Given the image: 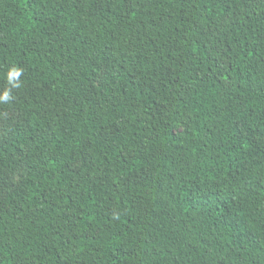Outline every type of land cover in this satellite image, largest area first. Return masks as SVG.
Segmentation results:
<instances>
[{"label": "trees", "instance_id": "16d2710c", "mask_svg": "<svg viewBox=\"0 0 264 264\" xmlns=\"http://www.w3.org/2000/svg\"><path fill=\"white\" fill-rule=\"evenodd\" d=\"M13 67L0 264H264V0H0Z\"/></svg>", "mask_w": 264, "mask_h": 264}, {"label": "rangeland", "instance_id": "374dc122", "mask_svg": "<svg viewBox=\"0 0 264 264\" xmlns=\"http://www.w3.org/2000/svg\"><path fill=\"white\" fill-rule=\"evenodd\" d=\"M30 89H26L23 87L12 89L14 96L26 103L29 99V95L26 92H29ZM14 101L8 104H0V132L4 133L6 129L14 125L16 122H20L23 120V112L21 108L18 106V103L14 104ZM11 105V106H10Z\"/></svg>", "mask_w": 264, "mask_h": 264}, {"label": "clouds", "instance_id": "9594fccd", "mask_svg": "<svg viewBox=\"0 0 264 264\" xmlns=\"http://www.w3.org/2000/svg\"><path fill=\"white\" fill-rule=\"evenodd\" d=\"M23 70L18 67L11 68L6 75L8 87L4 91L0 92V104L11 103L14 99L12 89H17L22 86V81L20 77Z\"/></svg>", "mask_w": 264, "mask_h": 264}]
</instances>
